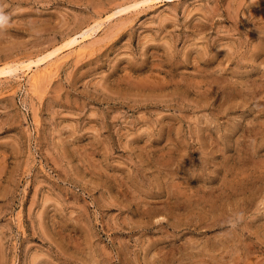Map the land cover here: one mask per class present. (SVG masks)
I'll return each mask as SVG.
<instances>
[{
  "label": "rangeland",
  "instance_id": "1",
  "mask_svg": "<svg viewBox=\"0 0 264 264\" xmlns=\"http://www.w3.org/2000/svg\"><path fill=\"white\" fill-rule=\"evenodd\" d=\"M12 62L0 264H264V0H0Z\"/></svg>",
  "mask_w": 264,
  "mask_h": 264
},
{
  "label": "bare ground",
  "instance_id": "2",
  "mask_svg": "<svg viewBox=\"0 0 264 264\" xmlns=\"http://www.w3.org/2000/svg\"><path fill=\"white\" fill-rule=\"evenodd\" d=\"M90 26V25H89ZM85 34V33H84ZM82 35V34H81ZM83 37V36H82ZM76 41H78V39H77V37H72L68 42H67V45H72L73 43H76ZM50 55H52L51 53L50 54H48L47 56H45L46 58L47 57H49ZM53 56V55H52ZM45 57H43V58H41V59H39L38 61H34L33 63H34V65H37L39 62H41V61H43L44 59H46ZM48 63V62H47ZM29 64V63H28ZM31 64V63H30ZM27 65V66H25L26 67V70H30V71H32V65ZM20 65V64H19ZM18 64H13V62L12 63H7V64H5V65H3L2 67H0V75L1 74H12V73H14V72H17V71H22L23 70V68L22 67H20ZM26 65V64H25ZM22 66V65H21ZM50 66V65H49ZM53 66V65H52ZM57 66V65H56ZM24 67V68H25ZM46 65H45V70H46ZM52 68V67H51ZM49 69V72L50 71H52V69ZM54 68H55V66H54ZM57 69V68H56ZM41 70V69H40ZM39 70H37V72H38ZM41 71H43V69L41 70ZM28 72V71H27ZM37 72H35V73H37ZM40 72V71H39ZM47 72V71H46ZM25 73H26V71H25ZM34 73V74H35ZM52 73V72H51ZM33 74V73H32ZM40 74V73H39ZM41 75V74H40ZM44 75V74H43ZM45 75H46V73H45ZM46 77V76H45ZM32 82L33 83H35V82H37V79H38V74L36 75H32Z\"/></svg>",
  "mask_w": 264,
  "mask_h": 264
}]
</instances>
